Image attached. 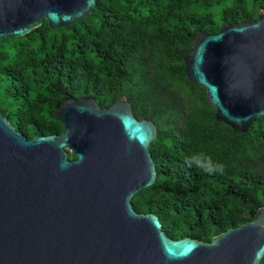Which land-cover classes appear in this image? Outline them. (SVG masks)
<instances>
[{"label": "water", "instance_id": "95a60500", "mask_svg": "<svg viewBox=\"0 0 264 264\" xmlns=\"http://www.w3.org/2000/svg\"><path fill=\"white\" fill-rule=\"evenodd\" d=\"M96 0H0V41L57 30L93 13ZM186 76L216 120L246 133L264 119V12L256 21L199 32ZM60 135L27 139L0 110V264H261L264 208L204 243L173 240L154 214L131 203L152 187L158 129L130 103L92 98L54 112ZM69 155L74 160H69Z\"/></svg>", "mask_w": 264, "mask_h": 264}, {"label": "trees", "instance_id": "16d2710c", "mask_svg": "<svg viewBox=\"0 0 264 264\" xmlns=\"http://www.w3.org/2000/svg\"><path fill=\"white\" fill-rule=\"evenodd\" d=\"M96 1L73 25L52 30L44 22L0 41L4 117L31 139L63 132L54 112L70 99L92 98L100 108L128 102L137 120L158 129L150 146L157 179L133 197L137 213L154 214L173 240L204 243L252 221L264 208V119L246 133L218 122L184 60L199 32L256 21L264 0ZM196 153L223 172L189 167Z\"/></svg>", "mask_w": 264, "mask_h": 264}, {"label": "clouds", "instance_id": "9594fccd", "mask_svg": "<svg viewBox=\"0 0 264 264\" xmlns=\"http://www.w3.org/2000/svg\"><path fill=\"white\" fill-rule=\"evenodd\" d=\"M185 163L189 167H196L208 174H214L216 172H223L224 166L214 162L211 157L202 153H196L186 158Z\"/></svg>", "mask_w": 264, "mask_h": 264}]
</instances>
